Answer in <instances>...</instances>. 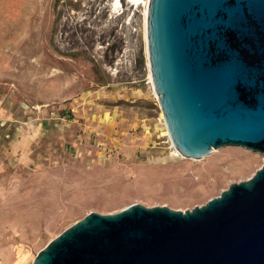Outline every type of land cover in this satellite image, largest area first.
Listing matches in <instances>:
<instances>
[{
    "label": "rangeland",
    "instance_id": "rangeland-1",
    "mask_svg": "<svg viewBox=\"0 0 264 264\" xmlns=\"http://www.w3.org/2000/svg\"><path fill=\"white\" fill-rule=\"evenodd\" d=\"M147 6L0 0L1 144L20 125L42 130L26 157L0 156V264H32L92 211L192 209L264 165L243 146L202 159L176 149L151 79Z\"/></svg>",
    "mask_w": 264,
    "mask_h": 264
},
{
    "label": "water",
    "instance_id": "water-1",
    "mask_svg": "<svg viewBox=\"0 0 264 264\" xmlns=\"http://www.w3.org/2000/svg\"><path fill=\"white\" fill-rule=\"evenodd\" d=\"M151 79L171 140L264 153V0H148ZM32 264H264V165L192 209L92 211Z\"/></svg>",
    "mask_w": 264,
    "mask_h": 264
},
{
    "label": "crops",
    "instance_id": "crops-1",
    "mask_svg": "<svg viewBox=\"0 0 264 264\" xmlns=\"http://www.w3.org/2000/svg\"><path fill=\"white\" fill-rule=\"evenodd\" d=\"M2 103L0 102V120L2 118L5 119V116H3L2 112ZM7 121H10L9 119H6ZM5 120V121H6ZM3 121V120H2ZM2 121H0V156H5L7 154H10L11 156L15 157H26L29 150V144L31 141L37 140L40 138L42 134V130L40 128V123L33 125L28 124V126H22L20 125L18 128V133H14V138L10 140L9 147L3 146L1 144V139L3 134H7L9 131V128L6 125H2ZM10 151V152H9ZM1 160V159H0Z\"/></svg>",
    "mask_w": 264,
    "mask_h": 264
},
{
    "label": "bare ground",
    "instance_id": "bare-ground-1",
    "mask_svg": "<svg viewBox=\"0 0 264 264\" xmlns=\"http://www.w3.org/2000/svg\"><path fill=\"white\" fill-rule=\"evenodd\" d=\"M134 1H138V0H134ZM116 2L118 3V2H119V0H116Z\"/></svg>",
    "mask_w": 264,
    "mask_h": 264
}]
</instances>
